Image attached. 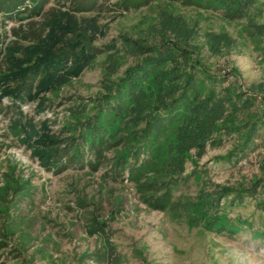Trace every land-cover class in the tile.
<instances>
[{"label":"rangeland","instance_id":"374dc122","mask_svg":"<svg viewBox=\"0 0 264 264\" xmlns=\"http://www.w3.org/2000/svg\"><path fill=\"white\" fill-rule=\"evenodd\" d=\"M116 2L97 0L98 10L83 14L96 15L102 30L92 42L100 53L89 66L53 93L43 95L47 109L36 112V102L21 106L35 123L47 119L56 129L63 121L72 122L91 113L95 100L105 91V78L114 79L135 62L120 51L114 55L119 62L116 72L107 76V56L112 52L108 44L118 47L121 35L156 43L159 21L165 15L194 30L190 46L197 49L201 68L194 69V87L186 95L200 89V96L212 97L224 92L226 86L264 96V35L254 33L248 25L249 20L264 23V0H257L243 18L233 21L204 0L191 6L153 0L125 11L118 10ZM63 4L62 0H46L36 15L29 13L30 1L23 0L9 16L0 11V69L5 47L12 42L26 44L21 39L23 32L38 30L47 11ZM207 33H224L229 45L217 54L210 53L205 43ZM187 62L186 54L175 52L162 69L182 75L188 72ZM6 103L3 99L0 108V264H264V239L253 231L260 225L254 203L262 192L247 197L238 207L224 209L225 224H233L235 233L215 230L197 207L188 211L148 207V197L158 194L154 186L165 180L163 167L172 157L181 105L171 112L157 111L149 123L139 126L138 139L123 136L114 142L106 153V165L96 171L68 168L53 174L43 169L19 136L10 131L11 113L2 108ZM237 112L227 108L221 117L229 119ZM259 131L255 147L244 158L219 159L233 147L234 136L228 135L222 137L220 145L206 146L200 158L187 161L177 177L173 199L194 201L199 190L209 189L211 184L247 186L253 179L264 180V124ZM216 133L214 127L211 136ZM115 162L135 165L134 179L128 181L126 174L116 180L103 175ZM12 180L27 191L23 195L12 191L7 186ZM236 217L251 220V229L237 227L233 222ZM94 221L105 234L88 232Z\"/></svg>","mask_w":264,"mask_h":264},{"label":"trees","instance_id":"16d2710c","mask_svg":"<svg viewBox=\"0 0 264 264\" xmlns=\"http://www.w3.org/2000/svg\"><path fill=\"white\" fill-rule=\"evenodd\" d=\"M29 1V13L36 15L46 3V0ZM151 1L117 0L116 5L118 10L125 11ZM167 1L191 6L200 0ZM256 1L204 0L205 4L219 9L225 19L232 21L243 18ZM22 3L23 0H0V11L9 16ZM62 3L61 7L47 11L38 30L23 32L21 39L26 44L12 42L4 49L3 68L0 69V108L2 100L6 99L7 103L2 108L11 113L8 127L19 136L20 143L29 150L30 155L43 169L53 174L68 168L96 171L106 165V153L114 142L123 136L138 139L139 126L149 123L157 111L171 112L181 105L182 111L175 125L172 157L163 167L165 180L154 186L153 190L158 194L148 197V207L159 211H175L178 208L188 211V208L197 207L205 213L204 219L215 230L235 233L233 224H225L227 211L224 209L238 207L247 197L262 192V197L254 203L261 217L260 225L253 231L264 239L263 179H253L247 186L211 184L209 189L199 190L194 201L173 199L177 177L183 172L187 161L191 163L193 159L200 158L206 146H218L223 141L222 137L228 135L234 136L233 147L219 159L231 161L244 158L255 147V139L260 136L259 130L264 124L263 95H252L226 86L223 87L224 92L212 97L200 96V89L190 96L185 94L194 87V69L201 68L198 51L190 46V39L194 35L192 27L186 28L165 15L159 21L156 43L148 44L125 35L118 37V47L110 42L108 48L112 52L107 56V76L113 75L119 66L114 56L116 53L121 51L135 62L126 66L114 79L105 78V91L95 100L93 111L82 118H73L72 122L63 121L58 128L53 129L51 121L43 119L35 123L32 117L24 114L21 106L29 102L37 103L36 112L47 109L49 105L43 103V95L53 93L76 78L100 53L92 44L102 34L98 17L83 15L98 10L97 0H62ZM248 22L254 33L264 35V23L254 20ZM171 25L175 28H171ZM205 43L212 54L219 53L222 47L229 45L224 33H207ZM108 48L102 49L108 51ZM175 52L188 57V72L182 75L162 69ZM179 76L182 78L178 79ZM227 108L237 109L238 112L229 119L221 117ZM214 127L217 133L211 136ZM135 173V165L115 162L103 175L116 180L126 174L125 178L131 181ZM7 186L22 195L27 191L14 180ZM233 222L237 227H252V221L245 218L236 217ZM89 225V233L100 231L105 234L98 221Z\"/></svg>","mask_w":264,"mask_h":264}]
</instances>
